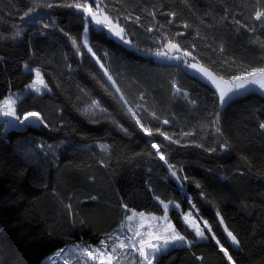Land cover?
<instances>
[{"label":"trees","instance_id":"16d2710c","mask_svg":"<svg viewBox=\"0 0 264 264\" xmlns=\"http://www.w3.org/2000/svg\"><path fill=\"white\" fill-rule=\"evenodd\" d=\"M77 2L0 0V102L36 69L49 90L16 107L44 123L6 129L0 120V264L99 244L129 209L165 214L161 202L179 205L167 215L185 240L196 239L188 213L210 233L154 264H264V96L221 106L207 84L151 56L172 41L226 81L264 68V17L255 19L264 0H102L133 49L94 23L86 48L85 14L69 6Z\"/></svg>","mask_w":264,"mask_h":264},{"label":"snow or ice","instance_id":"6c2138e0","mask_svg":"<svg viewBox=\"0 0 264 264\" xmlns=\"http://www.w3.org/2000/svg\"><path fill=\"white\" fill-rule=\"evenodd\" d=\"M102 0H96V2L89 3V0H84L83 3L77 2L72 5H69L70 7L76 8L78 11L81 13L85 14V28L84 32H88V24L95 23L98 26L106 27L108 28L109 32H112L113 34L117 35L120 39H124L123 33L124 29L119 27L118 24H116L112 19L109 18L108 15L103 14V10L101 7ZM29 13H25V15H28ZM262 17H264V12L257 11L255 14V19L260 20ZM127 43V41H125ZM73 46H77L76 40H72ZM84 46L87 47V41L85 40ZM167 49L169 52L171 51H176V52H181L180 45L177 43H174L172 41H169L166 45ZM89 52H91V49H88ZM183 56H190L191 54L188 51H183ZM157 57H165L169 60L175 59V60H180V56H171L168 54V52H163V51H158L155 53ZM194 59V58H193ZM189 67L195 69L197 72L201 73L204 77H206L209 81H211L212 84L216 85L217 90L220 91V100L221 103L226 102L225 97L228 95L230 92H237L240 89L245 88L247 85H255L257 86L261 91H264V68H258L254 69L252 71L247 72L244 75H239L235 76L232 81H225L222 77L216 76L212 71H210L208 68L203 67V66H198L197 64H189ZM35 75L36 79L33 81L29 87L39 93L40 88H47V84L44 82L43 77L41 76L40 70L36 69ZM107 74V73H106ZM111 79V77H109ZM233 81H239L240 83L238 84H233ZM39 85V86H37ZM224 85V88H221L220 86ZM15 100L9 98L8 101L4 102L3 108H0V113L6 117H10L13 120L19 121V123L23 124L26 121L31 122V121H39L40 123H44L42 116L38 112H28L23 114L22 116L17 115V112L15 110ZM139 124L140 121H137ZM167 123V121H165ZM46 126V125H45ZM261 128H264V124L260 125ZM142 130L148 134L151 135V132L147 129L144 128L143 125H141ZM163 135V133H161ZM165 139H169V137L165 136ZM153 148H156L157 151L159 152V147L156 144L152 145ZM161 160H164V156L161 155ZM165 163L167 161L165 160ZM173 176L176 175L175 172L172 173ZM164 207V216L163 217H155L151 216L148 217V219L152 221L156 220H162L164 223L156 225V227L159 229V232H149V236H154L156 240H162V244L159 243H153L151 239L149 240H141L139 247L136 248L133 246V250L138 252L141 260L140 264H152L153 259H155V254L160 253L162 250H166L167 246L169 244H175L176 242H186L185 237L183 235H180L175 228L171 225V223H168V217H167V212H168V204H164L161 202ZM176 207H179L177 205ZM129 211H131L129 209ZM139 215L141 219L143 220L145 218L144 213H135L133 212L131 216L128 217L129 220H132L135 216ZM191 213H188L187 215L184 216V220L190 224V226H194L196 236L200 237L201 239H205V233L204 231L199 227L198 224H195V221L190 220ZM143 225H141L142 227ZM151 227V225H150ZM205 228H208V225H204ZM210 231V229H209ZM227 231V229H226ZM163 232L165 235L161 236L159 233ZM170 233V235H167ZM137 236H140L141 233L139 229H137L136 232ZM228 236L231 237L233 244H239V241L235 235H233L232 232H228ZM131 239V238H130ZM212 239H215V236L212 237ZM220 241L217 240V244H219ZM127 247L121 241L120 243L114 245L112 247L111 253L104 252L103 250H98V249H93L91 251H86V255H88L91 259H95L99 261V264H113L114 259H117L115 256V253L117 249L124 250ZM220 251L224 252V255L228 258L229 261L232 260V257L229 255L228 251L224 248L221 247ZM95 254V255H94Z\"/></svg>","mask_w":264,"mask_h":264},{"label":"rangeland","instance_id":"374dc122","mask_svg":"<svg viewBox=\"0 0 264 264\" xmlns=\"http://www.w3.org/2000/svg\"><path fill=\"white\" fill-rule=\"evenodd\" d=\"M94 25H95L96 29H99V30L104 29L106 31L107 35L109 37H112L116 42L122 44L123 46H125L128 49H133L132 45L130 44V42L126 38L120 39L117 35L113 34L112 32H109L108 28L98 26L95 23H94ZM123 36H124V33H123ZM85 40L87 41V47L86 48H88V32L84 33V35H83V45H84ZM125 41H127V43ZM162 51L168 52V54L171 56H180L181 59L180 60H175V59L169 60L165 57H157L155 55L156 52L151 55L152 58L159 63L181 66L188 74L198 78L200 81L204 82L210 88H212L216 92V94L220 100V91L217 90L216 85L212 84L211 81H209L201 73H199L195 69L189 67V64H197L198 66H201V65L196 63L190 56H187V57L183 56L182 51L176 52L173 50V51L169 52L167 47H165ZM33 73H34V79H33V81H34L36 79L35 71H33ZM103 73H104L105 77L108 79L110 86L115 90L113 82L108 78V76L104 70H103ZM41 76H42V74H41ZM33 81H32V83H33ZM31 84H29V85H31ZM29 85L23 91L10 92L0 102V108H3L4 102L8 101L9 98H11V99L15 100L14 107L16 110L18 102L22 98H24L28 93H33L35 95H42V94L49 92L48 88L41 87L40 92L37 93V92L33 91L29 87ZM37 86H39V85H37ZM220 87L224 88V85H221ZM241 94H243V93H240V94L234 95V96L237 97V96H240ZM232 98H234V97H231V99ZM225 100H226V102H224V103H221V100H220L221 106H224L228 102V100H230V99L225 97ZM0 120L4 122L6 129H23L25 126L38 124V121H31V122L26 121L25 123L21 124V123H19V121L13 120L10 117H6V116L2 115V113H0ZM168 206H169L168 210L170 208H174V209L176 208L172 203L168 204ZM132 213H133V211L127 212L125 219L121 223H119V225L113 230V232L111 234H109L105 237L103 236L102 237L103 239L101 240V242L99 244L87 245V246L84 244H74V245L65 246L59 250H56L50 256L45 258L41 262V264H99L98 260L91 259L88 255H86L85 254L86 251L98 249V250H103L104 252H107V253H111L112 247L114 245L120 243L121 241H123V243L125 245H127V247L124 250L117 249V251L115 253V256L117 257V259H114L113 264H140L141 258L139 256L138 252L133 250V246L138 248L140 241L142 239L143 240L151 239L153 243H159V244L163 243L162 240L158 241L154 238V236H149L148 233L149 232H159V229L156 227V225L164 223V221H162V220L152 221V220L148 219V217L155 216V217L159 218V217H163L164 214L161 216L155 215V214H145V218L143 220L141 219V217L139 215H137L132 220H129L128 217L131 216ZM135 213H137V212H135ZM185 215H187V214H185ZM185 215H183L181 218H182L184 224L191 231L194 232L195 237H196L195 241L189 242V241L185 240L186 242H176L175 244H169L167 246L166 250H162L160 253L155 254V259H153L152 264H154L155 260L158 258V256L160 254L166 253L168 250H170L172 248H175L178 246H188V245L196 243V242H203V241L207 240V238L201 239L200 237L196 236L194 226H190V224L184 220ZM167 217H168V215H167ZM190 220L195 221V224L199 225V227L204 231L205 237H206L207 233H210L209 228L204 227V225L206 223L202 219H200L198 216L191 214ZM167 222L171 223L169 218H168ZM141 225H143V226L141 227ZM150 225H151V227H150ZM171 225H172V223H171ZM137 229H139V231L141 233L140 236L136 235ZM159 234L161 236L165 235V233H163V232H160ZM167 235H170V233H168Z\"/></svg>","mask_w":264,"mask_h":264},{"label":"crops","instance_id":"0c3cea01","mask_svg":"<svg viewBox=\"0 0 264 264\" xmlns=\"http://www.w3.org/2000/svg\"><path fill=\"white\" fill-rule=\"evenodd\" d=\"M240 83L239 81H234L233 84H238ZM257 92L259 94H261L262 96H264V91H261L257 86L255 85H247L245 88L240 89L237 92H230L228 93V95L226 96L227 98L231 99V97H235L234 95H238L240 93H246V92ZM242 95V94H241ZM125 219V216L123 218V220Z\"/></svg>","mask_w":264,"mask_h":264},{"label":"water","instance_id":"95a60500","mask_svg":"<svg viewBox=\"0 0 264 264\" xmlns=\"http://www.w3.org/2000/svg\"><path fill=\"white\" fill-rule=\"evenodd\" d=\"M219 225H220V229L225 237V240L227 242V244L229 245V247L233 250L236 251L238 250V245L237 244H233L231 237L228 236V230L226 231V227L223 224V222L221 221V219L219 218Z\"/></svg>","mask_w":264,"mask_h":264},{"label":"bare ground","instance_id":"6f19581e","mask_svg":"<svg viewBox=\"0 0 264 264\" xmlns=\"http://www.w3.org/2000/svg\"><path fill=\"white\" fill-rule=\"evenodd\" d=\"M256 93H257V92H256ZM258 94H259V93H258ZM31 107H32V106H31ZM31 107H30V108H31ZM32 109H33V108H32ZM31 111H33V110H31ZM38 123H39V122H38ZM30 126H32V125H30ZM37 127H38V126H37ZM157 178H162V177H157ZM218 221H219V220H218ZM221 221H222V220H221ZM94 228L96 229V227H94ZM100 228H101V227H100ZM91 229H92V228H91ZM95 229H94V230H95ZM209 229H210V228H209ZM94 230H93V231H94ZM95 231H99V230H95ZM224 238H225V237H224Z\"/></svg>","mask_w":264,"mask_h":264}]
</instances>
